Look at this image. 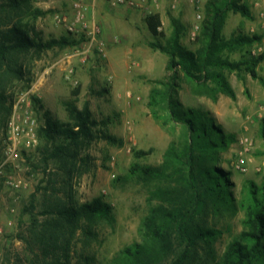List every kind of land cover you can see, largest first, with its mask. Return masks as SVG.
I'll return each instance as SVG.
<instances>
[{
	"label": "rangeland",
	"instance_id": "obj_1",
	"mask_svg": "<svg viewBox=\"0 0 264 264\" xmlns=\"http://www.w3.org/2000/svg\"><path fill=\"white\" fill-rule=\"evenodd\" d=\"M160 1L170 4V0ZM197 1L198 9L189 0H177L175 9H164L159 30L161 36H153L148 31L144 22L146 15L141 10L128 8L126 16L127 10L117 6L113 10L122 13L107 15L113 21L110 40L103 37L97 13L92 14L88 8V17L100 30L102 45L99 48L95 42L90 44L85 34H68L56 22L57 15L71 16V0H30L17 10H8L11 23L30 26L31 36L35 34L43 41L65 37L77 41L74 46L55 47L38 58H27L31 69L29 87L23 89L22 83H14L7 91L9 96L12 95L13 104L21 94L27 93L30 111L37 123L36 130L45 126L44 111H48L60 124L70 122L69 103L78 110L87 106L90 111L93 125L90 137L83 140L84 146L78 151L77 170L71 182L73 196L79 203L100 197L112 207L114 223L100 222L94 229L96 237L86 245L84 237L77 232L70 264L77 263L80 253L87 258L88 264H111L112 260L120 257L122 250L133 244L157 248L143 226L150 209L166 205L168 201L180 205L191 197L192 189L182 180V175L185 176L182 150L187 146L189 134L181 123L172 120L167 98L181 106L207 112L216 125L235 137V141L220 153V162L216 163L223 170L230 171L228 182L235 208L217 209L212 203H207L194 223L215 231V236L208 247L200 243L196 254L187 263L228 264L224 255L244 230L241 202L247 186L250 182L264 185V62L255 68L257 79L243 71L223 70L234 99L221 93L215 95L211 91L212 83H196L183 74L172 81L171 72L167 69V55L151 48L150 44L166 43L172 34L170 18L175 17L185 27L181 44L187 49L195 48L209 0ZM241 2L249 9L251 18L229 12L221 31L222 37L257 34L262 36V40L251 47L225 53L223 58L230 62L249 57L248 53L256 56L264 52V0H258V7H254L255 0ZM7 3L9 0H0V18L3 20L6 13L2 6ZM35 10L44 14L34 17ZM197 14H200L198 21ZM196 24L199 27L194 30ZM5 29L0 26V30ZM69 71L71 78L66 79ZM169 83H172L170 90ZM33 98L39 100L42 110L38 104L33 105ZM2 133L0 129L1 152ZM242 137L251 141V149L246 156L248 169L244 173L234 168L240 151L238 141ZM43 145L44 141L38 142L34 149L24 152L14 165L0 174V264H32L24 241L28 238L31 220L29 209L32 202L37 206L41 203L40 188L45 184V166L50 170L55 168L53 161L44 164V155L40 152ZM171 149L176 151L177 157L171 161L169 169L164 164ZM136 151H144L146 155L135 158ZM134 165L163 167V179L144 184L130 175ZM8 176L20 182L19 188L13 189L5 184ZM165 192L170 195H163ZM175 250L179 252L178 245ZM165 260L164 257L161 264H166Z\"/></svg>",
	"mask_w": 264,
	"mask_h": 264
},
{
	"label": "trees",
	"instance_id": "obj_2",
	"mask_svg": "<svg viewBox=\"0 0 264 264\" xmlns=\"http://www.w3.org/2000/svg\"><path fill=\"white\" fill-rule=\"evenodd\" d=\"M29 1L9 0V3L2 6L6 13L4 20L0 18V26L6 27L5 30H0V129L3 133L13 105L8 89L14 83H22L23 89H27L31 82V69L26 59L38 58L55 47L77 44L70 37L43 41L37 35L29 34L32 32L30 26L20 22L11 23L8 10H17L21 4L27 5ZM229 12L251 18L249 9L241 0H209L193 49H187L181 44L185 32L181 20L170 18L171 36L164 45L158 42L151 43L150 46L167 55V69L171 72L172 81L183 74L196 83H212L211 91L215 95L221 93L234 99L235 95L223 70L243 71L257 79L255 68L264 62V52L256 56L247 52L249 57H243L238 62L223 58L225 53L251 47L262 40V36L257 34H232L224 39L221 31ZM42 14L44 12L40 10L33 12L34 17ZM144 22L153 36H161L158 31L161 20L157 13L146 16ZM169 85L170 90L172 83ZM32 101L34 106L38 104L43 109L38 99L33 98ZM167 106L172 120L181 123L189 134L187 146L182 150L185 174L182 175V180L192 189L191 197L184 199L180 205H176L175 201H168L166 205L150 209L143 226L148 238L157 248L133 244L122 250L120 257L112 260L111 264H161L164 257L166 264H187L190 257L196 254L199 244L208 247L215 236V231L194 223L207 203H212L217 209L235 208L228 182L230 171L216 165L220 162V153L235 141L234 135L225 133L207 112L181 106L168 98ZM67 111L69 124H60L48 111H44L45 126L36 130L39 144L44 141L40 148L44 164L48 165L49 161H53L55 168L50 170L45 166V184L40 188L41 203L37 206L32 202L29 209L31 220L28 238H24V241L31 254L32 264H70L77 232L84 237L86 245L96 237L94 229L100 222L109 225L114 223L112 207L100 197L88 203H79L74 199L71 182L77 170V155L84 146L83 140L90 137L93 122L87 106L78 110L69 103ZM1 153L0 148V161ZM145 155L144 151L134 152L135 158ZM176 157L174 149L168 150L165 167L171 169V161ZM210 162L215 164L210 165ZM162 168L134 165L130 175L144 184H150L163 179L165 169ZM163 195L170 194L165 192ZM241 207L244 209L241 221L244 230L240 233L239 240L229 246L224 259L228 264H264V185L257 186L250 182ZM176 245L180 248L179 252L175 250ZM77 256L79 259L76 264H88L87 258L82 257L81 253Z\"/></svg>",
	"mask_w": 264,
	"mask_h": 264
},
{
	"label": "built area",
	"instance_id": "obj_3",
	"mask_svg": "<svg viewBox=\"0 0 264 264\" xmlns=\"http://www.w3.org/2000/svg\"><path fill=\"white\" fill-rule=\"evenodd\" d=\"M111 7L125 5L129 8L139 9L146 16L156 13L160 0H106ZM191 4L198 9L197 0H189ZM177 0H170L169 8H176ZM259 2L255 0L254 7H258ZM70 17L64 15L55 16L56 22L68 33L81 32L85 34L88 42L98 44V48L102 45L99 41L100 30L93 20L88 17V6L84 0H71L69 6ZM262 16V14H260ZM197 21L200 14L196 15ZM198 25H194V30L198 29ZM160 27L158 28V31ZM66 79L71 78V72L65 76ZM30 102H27V93L19 96L17 101L12 105L11 113L6 123L2 137V159L0 161V174L9 166L14 165L19 157L38 145L36 134L37 123L32 116ZM240 151L234 161V168L240 173H244L248 169L247 153L251 149V141L246 137H242L238 141ZM10 188H19L20 182H16L10 176L5 180Z\"/></svg>",
	"mask_w": 264,
	"mask_h": 264
},
{
	"label": "crops",
	"instance_id": "obj_4",
	"mask_svg": "<svg viewBox=\"0 0 264 264\" xmlns=\"http://www.w3.org/2000/svg\"><path fill=\"white\" fill-rule=\"evenodd\" d=\"M85 4L88 6L89 10L92 11V14L96 15V13H97V15L99 16L98 19L100 20L101 27L103 30V37L106 40H110L111 39V36L109 35L110 24L113 21H112V19H109L108 18L109 16H107V15H108V13L113 14V13H118L119 11H116V10L114 11L113 8H115V7H111L106 0H85ZM126 7L127 6H125V5H121L120 9L122 10L125 8L127 10L125 15L128 16V14H129L128 8L129 7H127V8ZM166 8L170 9L169 4H167V2H166V4H163V1H160L158 9L156 10V13L159 15L161 23H162V15L164 14L163 12H164V9H166ZM101 11L104 12V14H101L100 13ZM115 21L117 22V19Z\"/></svg>",
	"mask_w": 264,
	"mask_h": 264
}]
</instances>
